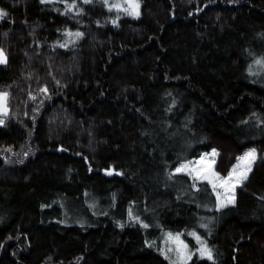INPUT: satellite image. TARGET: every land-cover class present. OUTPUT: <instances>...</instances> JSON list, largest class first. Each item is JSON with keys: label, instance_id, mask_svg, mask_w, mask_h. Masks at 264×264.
I'll list each match as a JSON object with an SVG mask.
<instances>
[{"label": "trees", "instance_id": "obj_1", "mask_svg": "<svg viewBox=\"0 0 264 264\" xmlns=\"http://www.w3.org/2000/svg\"><path fill=\"white\" fill-rule=\"evenodd\" d=\"M138 1L133 17L0 0V264H169L130 209L210 234L215 264H264V0ZM250 148L226 208L206 181L169 178L213 149L227 175Z\"/></svg>", "mask_w": 264, "mask_h": 264}, {"label": "snow or ice", "instance_id": "obj_2", "mask_svg": "<svg viewBox=\"0 0 264 264\" xmlns=\"http://www.w3.org/2000/svg\"><path fill=\"white\" fill-rule=\"evenodd\" d=\"M52 2V0H41V3ZM60 2L65 4V9L63 14H67L70 11L77 10V14H82L83 9L78 8L77 0H60ZM84 4L91 3L92 0H82ZM103 3L109 10L115 9L117 13L123 11L125 14L133 17L139 16V3L138 0H115L114 3H109V0H103ZM9 14L5 9L0 8V19L7 17ZM118 18V17H117ZM113 23H116L114 20ZM68 37L80 38L83 36L82 32H71L66 30L65 33ZM6 35V34H5ZM66 44H62L61 47H66ZM7 57L3 49H0V64H6ZM257 65L264 66V57H261L255 61ZM250 74L255 75L252 72L251 66L249 68ZM47 91V89H43ZM7 92H0V125L5 123L3 116L7 113ZM35 99V97H33ZM11 151V149H8ZM27 155V153H25ZM218 155L216 149H213L210 154H205V156H211L213 159ZM257 159V151L255 148H250L243 155L237 157L236 163L232 166L231 170L228 171L227 175L222 176L219 172H216L211 167L210 163H205L204 158L200 161L193 163L192 161H186L180 163L178 167L174 169L173 173H169V178L175 173L184 172L190 177H192L195 187V181H206L211 185L212 191L216 195V209L220 210L226 208L229 205H234L236 201L235 190L238 185H242L247 179L249 173L252 171V166ZM108 174H111L109 172ZM199 191V189H197ZM129 216L136 220L139 217H133L131 209L129 210ZM123 227V225H120ZM201 227L207 228L206 224H201ZM143 227L147 228V224H143ZM195 240L198 247H195V251H192L189 244L181 239L182 233H167L165 240V248L161 250V254L164 258L169 261V264H189L193 255L198 254L200 258L212 261L215 264V256L212 247H210L207 242L195 231L189 233ZM152 246L151 244L149 245Z\"/></svg>", "mask_w": 264, "mask_h": 264}, {"label": "rangeland", "instance_id": "obj_3", "mask_svg": "<svg viewBox=\"0 0 264 264\" xmlns=\"http://www.w3.org/2000/svg\"><path fill=\"white\" fill-rule=\"evenodd\" d=\"M110 1H111V3H114V2H115V0H110ZM138 3H139V1H138ZM139 5H140V3H139ZM114 10H115V9H114ZM115 11H116V10H115ZM121 12H123V11H121ZM139 14H140V7H139ZM0 49H3V48L0 47ZM4 53H5L6 57H7V54H6L5 51H4ZM1 65H2V64H0V66H1ZM2 92H7V93H8V98H7V108H8V111H7V113L4 114V116H3V119H4V121L6 122V118H7V116H9V114H10V112H11V108H10V105H9V95H10V93H9L8 90H4V91H2ZM4 125H5V123H4L3 125H0V126H4ZM247 150H248V149H247ZM247 150H245L244 152H246ZM216 151L218 152V155H216V156L214 157V159H213L211 156H205V154H210V153L212 152V150H211V151H209V152H204V153H202L199 157L194 158V159H192V160H190V161H192L193 163H196V162L200 161L201 158H204V162H205V163H210V164H211V167L213 168V170L216 171V172H218L216 166H217V164H218L220 151H218V150H216ZM244 152H243L241 155H243ZM241 155H239V156H241ZM239 156H238V157H239ZM236 161H237V160H236ZM236 161H235V163H236ZM235 163H234V164H235ZM234 164H233V165H234ZM254 164H255V162H254ZM254 164H253V166H252V171H253V168H254ZM178 166H179V165H178ZM178 166H177V167H178ZM231 168H232V167H231ZM230 170H231V169H230ZM252 171L249 173L248 178H249L250 174L252 173ZM181 173H184V172H181ZM184 174H186V173H184ZM222 176H225V175H222ZM191 178H192V177H191ZM247 180H248V179H247ZM247 180H246L244 183H246ZM195 182L199 183V182H203V181H195ZM244 183H243L242 185H238V186H237V188H236V190H235V197H236V194H237L238 189H239V188H242L243 185H244ZM235 202H236V201H235ZM131 211H132L133 217H139V220H136V219L130 217L132 220H134L135 222L140 223L142 226H143V224H147V225H148V227H147L146 229H147V231H151V232H148V233H147V240H148V243L151 244V245H152V246H153V247H154V248H155L160 254H161V250L165 248L166 234L169 233V232H171V233H173V234H175V233H182L181 239L185 240V241L189 244V247H190V249H191L192 251H195V247H198V245H197V243H196V240H195L191 235H189L190 232L195 231V232H197V233H198V234H199V235H200V236H201V237L207 242V244H208L210 247H212L213 252H214V256H215V260H216L215 250H214L213 246L210 244L209 239H208V237H209L210 234H204V233H202V232H200V231H198V230H196V229H192V228H191V229H187V230L182 231V232H173V231H166V230H164V231H162V232H155V230H157V228H158V227H157L158 224H156L157 222H156V221L154 220V218L151 216V214L149 213V211H147V210H142V209H132ZM208 224L212 225V224H211V221H210ZM144 228H145V227H144ZM211 235H212V232H211ZM194 246H195V247H194ZM161 255H162V254H161ZM162 256L164 257V255H162ZM195 256H198V257H199L198 254L193 255L191 261L193 260V258H194ZM191 261H189V262H191Z\"/></svg>", "mask_w": 264, "mask_h": 264}]
</instances>
